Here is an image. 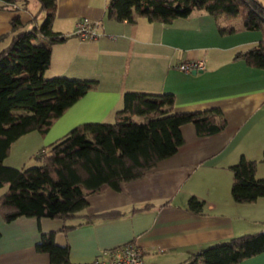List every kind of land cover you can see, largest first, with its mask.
Wrapping results in <instances>:
<instances>
[{
  "label": "crops",
  "instance_id": "obj_1",
  "mask_svg": "<svg viewBox=\"0 0 264 264\" xmlns=\"http://www.w3.org/2000/svg\"><path fill=\"white\" fill-rule=\"evenodd\" d=\"M55 2L50 28L64 38L52 44L35 40L50 48L44 73L95 80V84L42 136L31 131L14 140L7 156L13 147L23 149L26 141L32 142L34 154L81 123L111 122L125 91L170 93L174 110L217 106L225 125L208 136L195 135L191 124L182 125L183 142L173 154L118 190L89 194L79 211V215H91L128 210L117 218L86 223L79 218L17 217L7 223L0 219V264H49L46 253L34 250L39 233L46 231L55 232V243L68 246L74 263L91 264L100 250L132 241L143 251L142 264H179L199 249L264 230V197L237 203L229 193V166L240 155L258 162L254 176L264 177V70L232 59L235 51L257 43L260 32L219 34L217 22L223 27L238 24L222 17L216 22L205 12H192L167 24L143 18L127 22L106 18L107 0ZM9 6L0 9V49L12 35L10 20L17 17L22 29L27 28L39 8L33 0H15ZM81 18L96 23L97 38L80 40L73 34ZM191 59L201 60L203 69L192 74L176 68ZM190 196L202 201L200 213L187 208ZM147 203L152 206L129 211ZM65 224L72 227L61 231ZM236 264H264V251Z\"/></svg>",
  "mask_w": 264,
  "mask_h": 264
},
{
  "label": "trees",
  "instance_id": "obj_2",
  "mask_svg": "<svg viewBox=\"0 0 264 264\" xmlns=\"http://www.w3.org/2000/svg\"><path fill=\"white\" fill-rule=\"evenodd\" d=\"M15 0H0V9L10 8ZM39 6L22 29L17 17L10 20L12 35L0 49V219L17 217L110 220L128 210H107L79 215L87 196L106 188L118 190L122 183L142 177L157 161L173 154L183 142L181 126L191 124L197 136L221 131L225 120L217 106L203 109L174 110L170 93L125 91L121 105L111 122L81 123L33 154L36 165L13 167L3 164L11 143L21 135L35 131L42 136L53 121L95 84V80L53 76L44 78L49 67L48 44L64 37L51 30L55 0H35ZM43 13L38 23L37 16ZM192 12L235 20L238 26H221L219 34L258 30L260 40L237 50L233 60L264 70V4L262 0H107L106 18L131 22L143 18L167 24ZM138 117L139 120H135ZM264 161V151L262 153ZM230 196L237 203H252L264 197V177L254 176L256 162L240 155L229 166ZM166 201L159 206L166 205ZM187 208L200 213L202 201L194 196ZM144 204L141 210L151 207ZM264 224V221H263ZM72 226L63 225L65 231ZM55 232H40L34 250L46 253L49 264H79L70 260L66 244L55 243ZM264 251V230L230 237L190 253L179 264H236Z\"/></svg>",
  "mask_w": 264,
  "mask_h": 264
},
{
  "label": "built area",
  "instance_id": "obj_3",
  "mask_svg": "<svg viewBox=\"0 0 264 264\" xmlns=\"http://www.w3.org/2000/svg\"><path fill=\"white\" fill-rule=\"evenodd\" d=\"M96 27L95 22H89L85 18H81L75 22L73 34L80 40L94 39L99 36ZM176 68L189 73L194 70H202L203 62L191 59L179 63ZM142 254V249L136 243L129 241L121 246L100 250L93 257L91 264H142Z\"/></svg>",
  "mask_w": 264,
  "mask_h": 264
},
{
  "label": "rangeland",
  "instance_id": "obj_4",
  "mask_svg": "<svg viewBox=\"0 0 264 264\" xmlns=\"http://www.w3.org/2000/svg\"><path fill=\"white\" fill-rule=\"evenodd\" d=\"M33 1L36 3L35 0H33ZM262 2H264V0H262ZM43 16H44V14L42 12H41V14L38 15V19H37L38 23L43 19ZM43 77L44 78H50L48 73H43ZM134 118H135V120H139L138 117H134ZM30 134H36V133L34 132V133H30ZM27 136H30V135H27ZM23 145H24L23 149L13 147L11 154L3 159V161H2L3 164L4 165H6V164L15 165L14 167H17V168H20V167L25 168V167H29L32 165H36L37 162L33 158V151L34 150L32 147V142L26 141V142H24ZM22 156H23V158H22V160L20 159V162H19L18 157H22ZM257 164H258V162H256V165ZM262 172H264V167L261 170V173ZM4 189H5V186L0 188V191H3ZM229 193H230V188H229Z\"/></svg>",
  "mask_w": 264,
  "mask_h": 264
},
{
  "label": "water",
  "instance_id": "obj_5",
  "mask_svg": "<svg viewBox=\"0 0 264 264\" xmlns=\"http://www.w3.org/2000/svg\"><path fill=\"white\" fill-rule=\"evenodd\" d=\"M200 70H194V71H191L192 74H195L196 72H199Z\"/></svg>",
  "mask_w": 264,
  "mask_h": 264
}]
</instances>
